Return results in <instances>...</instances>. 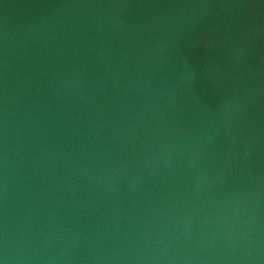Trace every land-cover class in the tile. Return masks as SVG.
<instances>
[{"label":"water","instance_id":"95a60500","mask_svg":"<svg viewBox=\"0 0 264 264\" xmlns=\"http://www.w3.org/2000/svg\"><path fill=\"white\" fill-rule=\"evenodd\" d=\"M0 264H264V0H0Z\"/></svg>","mask_w":264,"mask_h":264}]
</instances>
